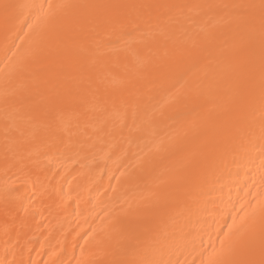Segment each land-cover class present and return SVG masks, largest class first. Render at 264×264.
Instances as JSON below:
<instances>
[{"label":"bare ground","instance_id":"1","mask_svg":"<svg viewBox=\"0 0 264 264\" xmlns=\"http://www.w3.org/2000/svg\"><path fill=\"white\" fill-rule=\"evenodd\" d=\"M0 264H264V0H0Z\"/></svg>","mask_w":264,"mask_h":264}]
</instances>
